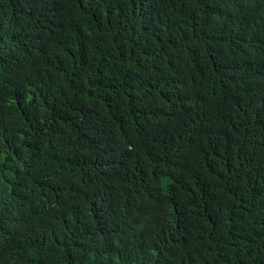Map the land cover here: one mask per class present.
Masks as SVG:
<instances>
[{
    "label": "trees",
    "instance_id": "obj_1",
    "mask_svg": "<svg viewBox=\"0 0 264 264\" xmlns=\"http://www.w3.org/2000/svg\"><path fill=\"white\" fill-rule=\"evenodd\" d=\"M0 264H264V0H0Z\"/></svg>",
    "mask_w": 264,
    "mask_h": 264
}]
</instances>
